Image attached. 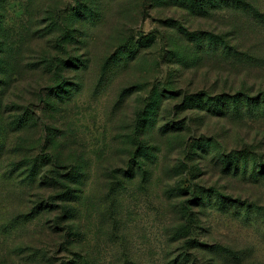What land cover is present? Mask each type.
Returning <instances> with one entry per match:
<instances>
[{
    "label": "rangeland",
    "instance_id": "374dc122",
    "mask_svg": "<svg viewBox=\"0 0 264 264\" xmlns=\"http://www.w3.org/2000/svg\"><path fill=\"white\" fill-rule=\"evenodd\" d=\"M250 1L264 15V0ZM260 16L203 17L169 0H0V264H264V177L227 175L196 147L216 139L226 153L264 156V116L184 104L186 96L264 89ZM196 31L228 35L249 57L200 53L187 35ZM161 92L170 99L157 103L155 128L143 133L144 112ZM26 114L30 125L13 124ZM142 147L151 155L146 174L129 179L124 171ZM42 152L60 167L39 173L74 166L86 178L66 182L77 199L24 219L66 192L41 185V175L25 181ZM200 188L247 204L199 205ZM185 218L187 234L179 232Z\"/></svg>",
    "mask_w": 264,
    "mask_h": 264
},
{
    "label": "trees",
    "instance_id": "16d2710c",
    "mask_svg": "<svg viewBox=\"0 0 264 264\" xmlns=\"http://www.w3.org/2000/svg\"><path fill=\"white\" fill-rule=\"evenodd\" d=\"M176 2L182 6L187 7L193 14L200 15L203 17H211L214 13L221 10L225 11H238L245 15H253L260 18H264L263 13L257 8V6L252 3L250 0H169ZM264 20V19H263ZM192 42L196 43L198 46V52L205 53V55H214L220 56L223 58L230 59H244L249 57L246 51L240 50L239 47H235L229 40L228 35L215 34L211 31H196L187 33ZM62 90V89H61ZM61 92H59L60 94ZM63 94H60L64 98L66 91L62 90ZM172 95L174 93H171ZM58 95V94H57ZM170 99L169 96H166L164 93H159L157 99L154 103L148 106V110L144 112V118L142 119V132L147 133L152 131L155 128V124L150 118V116L158 111H154L155 107L161 108L163 101ZM158 103V104H157ZM187 106L197 107L203 111H208L217 115L228 116L237 119H243L245 117H258L259 114L264 116V89H258V86H254L250 89H239L234 93L230 94H219L211 95L206 94L205 96L194 95L191 97L186 96L184 104ZM183 104V106H185ZM31 117L29 114H26L23 118L15 120L13 124L21 127L30 125ZM170 125V123H169ZM169 125H166L162 128V132L169 130ZM174 129H181L183 126L180 124H174ZM3 138L0 134V152L3 149V143L1 142ZM220 145H223L219 140L213 139L209 140H196V147L199 149H209L210 158L209 161L212 162L215 166H219L223 173L227 175L243 176L244 179H250L251 181H258L264 177V156L259 155L256 151L253 150H232L230 153L222 151ZM150 152L146 147H142L139 150V156L136 159H131L129 162V168L124 171V174L129 179H135L136 177L143 176L146 174L145 164L146 160L150 161ZM144 160V161H143ZM53 163L57 167H60L56 164V160L51 155L41 153L34 160H29L27 170L28 175L26 182L30 183L36 181L38 175H41L43 178L41 185L45 187L49 186H58L66 189V192H63L60 195H57L54 200L47 201L45 203H37L30 213L25 214L24 219H31L37 214L48 213L53 211L54 208H58L56 202L58 199H63L64 201H72L78 198L75 195V190H71L66 182L71 183H83L86 178V174L81 170V167H70L68 174H64L59 170H53L51 172H41V167L44 164ZM19 167V166H18ZM250 167L252 169H250ZM20 168V167H19ZM15 170L13 169L12 173ZM181 187H177L175 192L177 194L184 193ZM196 192V190H195ZM199 195L196 199H199V205H211L215 200L219 201L221 205L233 204V205H246L247 202H244L240 199H232L231 197L225 195L219 190L214 189H199ZM198 193V191H197ZM196 195V193H193ZM201 203V204H200ZM246 203V204H244ZM184 209L187 213L190 212L189 206L185 203ZM63 213L70 215L73 213L71 208L63 207ZM188 216V215H187ZM186 216V217H187ZM63 216L58 217L57 220L62 219ZM186 224L180 226L179 232L187 234L192 225L190 220L185 218ZM82 262L72 260L64 262L63 264H81ZM84 264V263H83Z\"/></svg>",
    "mask_w": 264,
    "mask_h": 264
}]
</instances>
